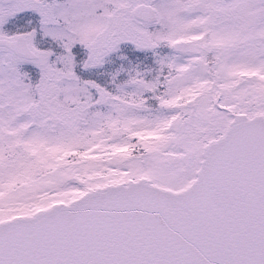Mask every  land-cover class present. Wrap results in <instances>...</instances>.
<instances>
[{
  "label": "snow or ice",
  "instance_id": "obj_1",
  "mask_svg": "<svg viewBox=\"0 0 264 264\" xmlns=\"http://www.w3.org/2000/svg\"><path fill=\"white\" fill-rule=\"evenodd\" d=\"M0 264H264V0H0Z\"/></svg>",
  "mask_w": 264,
  "mask_h": 264
}]
</instances>
